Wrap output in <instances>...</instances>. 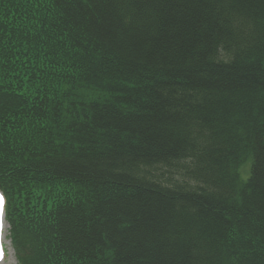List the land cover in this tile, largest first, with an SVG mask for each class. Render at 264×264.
Segmentation results:
<instances>
[{"label": "trees", "instance_id": "obj_1", "mask_svg": "<svg viewBox=\"0 0 264 264\" xmlns=\"http://www.w3.org/2000/svg\"><path fill=\"white\" fill-rule=\"evenodd\" d=\"M0 190L19 264H264V0H0Z\"/></svg>", "mask_w": 264, "mask_h": 264}, {"label": "rangeland", "instance_id": "obj_2", "mask_svg": "<svg viewBox=\"0 0 264 264\" xmlns=\"http://www.w3.org/2000/svg\"><path fill=\"white\" fill-rule=\"evenodd\" d=\"M249 165L250 162L246 163L243 166L242 174L245 178L247 176V173L249 171ZM1 194V193H0ZM3 234L0 238V251H2V258H0V264H19L17 262L16 253L14 252V248L12 245V242L9 238V232H8V224L5 222L2 230Z\"/></svg>", "mask_w": 264, "mask_h": 264}, {"label": "snow or ice", "instance_id": "obj_3", "mask_svg": "<svg viewBox=\"0 0 264 264\" xmlns=\"http://www.w3.org/2000/svg\"><path fill=\"white\" fill-rule=\"evenodd\" d=\"M3 205H4V197L0 196V210H2Z\"/></svg>", "mask_w": 264, "mask_h": 264}, {"label": "clouds", "instance_id": "obj_4", "mask_svg": "<svg viewBox=\"0 0 264 264\" xmlns=\"http://www.w3.org/2000/svg\"><path fill=\"white\" fill-rule=\"evenodd\" d=\"M0 258H2V251H0Z\"/></svg>", "mask_w": 264, "mask_h": 264}]
</instances>
